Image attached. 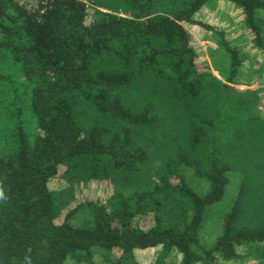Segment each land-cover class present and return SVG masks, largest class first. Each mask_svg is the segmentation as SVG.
I'll return each mask as SVG.
<instances>
[{
	"label": "trees",
	"instance_id": "obj_1",
	"mask_svg": "<svg viewBox=\"0 0 264 264\" xmlns=\"http://www.w3.org/2000/svg\"><path fill=\"white\" fill-rule=\"evenodd\" d=\"M213 1L239 7L264 51V0H0V121L28 115L13 136L0 132V264H140L136 252L152 249L153 264H177L173 253L179 264H218L264 244V117L256 92L231 86L238 52L196 19ZM186 26L216 38L224 82L197 70ZM12 64L29 89L7 86ZM234 178L236 199L205 249L198 231ZM55 179L66 187L51 189ZM99 180L113 184L107 202H74L75 184ZM80 210L90 225L69 224Z\"/></svg>",
	"mask_w": 264,
	"mask_h": 264
},
{
	"label": "rangeland",
	"instance_id": "obj_2",
	"mask_svg": "<svg viewBox=\"0 0 264 264\" xmlns=\"http://www.w3.org/2000/svg\"><path fill=\"white\" fill-rule=\"evenodd\" d=\"M256 17L262 28V36L264 39V11H258L256 13ZM86 19L87 22L93 21L92 12H88ZM196 19L201 24L211 26L219 32H224L225 39L229 46L238 52L237 54L239 55L241 63L237 81L235 84L231 85L232 88L239 92H256L259 97L258 105L262 104V106H264V92L259 89L260 78L264 72V51H259L252 46L251 38L249 37L248 31L242 22V14L239 7L232 3L213 1L201 12H199ZM186 28L193 37L192 46L195 47V49L203 56V58L201 57V60L196 65L197 70H209L216 78L224 82L228 72L229 60L227 55L220 50L216 38L212 33L199 26H186ZM211 51L214 52L216 59L211 57ZM5 70L8 73L7 78H9V80L7 79V86L11 87V89L14 87L13 83L15 81L23 84L28 89L31 87L24 80L21 75V69L16 64L9 65ZM3 97L6 99V95ZM23 102L24 99L22 98V102H18L16 106L24 107ZM261 107L257 109L260 115L261 113L264 114V108L260 109ZM2 119L3 120L0 121L1 134H5V128L8 132V136H13V132L16 127L21 125L19 124L21 123V120L26 122L28 115L25 114L24 109H22V111H20L17 115L14 113L10 123L6 121L3 116ZM23 125L27 126L28 124ZM23 130H28V127H25ZM190 184L192 185L191 188L199 195L205 194L206 187L204 185L195 184V181H191ZM239 184L240 182L238 178L231 179L223 200L207 210L204 223L198 231L199 241L205 249H210L219 237L223 220L236 199ZM49 186L51 189L59 191L64 189L66 184L60 179H55L50 182ZM112 190L113 184L109 180L89 181L87 183L75 184V186H73V194L70 193V196L73 195V199H75L74 202L88 199L89 201L104 204L112 195ZM68 222L70 225L80 227L88 226L91 223L89 215L82 210L75 213L74 216L68 220ZM263 245L264 244L257 245V247L246 246L238 248L237 252L241 256H248V258L246 257L247 259L243 262H218V264H264V261L255 255L256 248L264 250ZM159 251V249L146 250L142 252L139 251L136 252V258L140 264H153ZM114 257H117V253L115 252L112 253L109 258L113 259ZM171 261L179 264L180 256L173 253V255H171ZM92 263L109 264L103 255H96L93 258ZM65 264L79 263H76L73 260H68Z\"/></svg>",
	"mask_w": 264,
	"mask_h": 264
},
{
	"label": "built area",
	"instance_id": "obj_3",
	"mask_svg": "<svg viewBox=\"0 0 264 264\" xmlns=\"http://www.w3.org/2000/svg\"><path fill=\"white\" fill-rule=\"evenodd\" d=\"M259 89H261L264 92V72L261 75L260 82H259ZM264 106H262L260 109H263Z\"/></svg>",
	"mask_w": 264,
	"mask_h": 264
},
{
	"label": "clouds",
	"instance_id": "obj_4",
	"mask_svg": "<svg viewBox=\"0 0 264 264\" xmlns=\"http://www.w3.org/2000/svg\"><path fill=\"white\" fill-rule=\"evenodd\" d=\"M0 199H5L4 191L0 188Z\"/></svg>",
	"mask_w": 264,
	"mask_h": 264
},
{
	"label": "crops",
	"instance_id": "obj_5",
	"mask_svg": "<svg viewBox=\"0 0 264 264\" xmlns=\"http://www.w3.org/2000/svg\"><path fill=\"white\" fill-rule=\"evenodd\" d=\"M262 106V104H259L258 106H257V109L259 108V107H261ZM263 113H261V116L263 117Z\"/></svg>",
	"mask_w": 264,
	"mask_h": 264
}]
</instances>
